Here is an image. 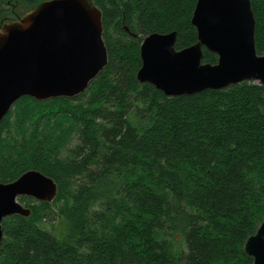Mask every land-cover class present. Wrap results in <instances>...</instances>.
<instances>
[{
    "label": "trees",
    "instance_id": "16d2710c",
    "mask_svg": "<svg viewBox=\"0 0 264 264\" xmlns=\"http://www.w3.org/2000/svg\"><path fill=\"white\" fill-rule=\"evenodd\" d=\"M46 1L0 0V24ZM93 1L108 66L85 93L23 97L2 122L0 182L37 170L59 191L53 204L19 199L32 216L3 221L0 264H253L245 244L264 221V85L166 97L138 81L140 47L152 33L177 32V50L196 44L198 0ZM251 3L264 55V0ZM55 209L62 236L42 226Z\"/></svg>",
    "mask_w": 264,
    "mask_h": 264
},
{
    "label": "water",
    "instance_id": "95a60500",
    "mask_svg": "<svg viewBox=\"0 0 264 264\" xmlns=\"http://www.w3.org/2000/svg\"><path fill=\"white\" fill-rule=\"evenodd\" d=\"M198 41L177 50V32L152 33L140 47L137 79L166 97L224 90L243 82L264 85V55L256 48V19L251 0H198L192 17ZM125 32L132 33L126 26ZM206 49L218 56L203 63ZM102 12L93 0H51L17 20L0 24V128L17 101L74 98L108 66ZM58 184L30 170L11 183L0 182V251L5 219L29 218L19 199L53 204ZM253 264H264V221L245 244Z\"/></svg>",
    "mask_w": 264,
    "mask_h": 264
},
{
    "label": "rangeland",
    "instance_id": "374dc122",
    "mask_svg": "<svg viewBox=\"0 0 264 264\" xmlns=\"http://www.w3.org/2000/svg\"><path fill=\"white\" fill-rule=\"evenodd\" d=\"M21 12H24L25 9H19ZM76 143V142H74ZM74 145V144H73ZM38 202H35L34 204H37ZM43 228L51 232L57 236H62L65 234V232L68 229V226L66 222L62 219V217L58 214V210L55 209L54 211L50 212L48 211L44 217V223Z\"/></svg>",
    "mask_w": 264,
    "mask_h": 264
}]
</instances>
